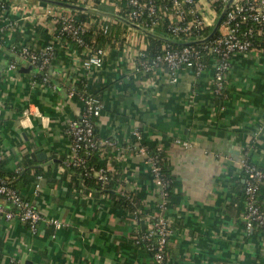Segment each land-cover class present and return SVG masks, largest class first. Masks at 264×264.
<instances>
[{"label": "crops", "instance_id": "0c3cea01", "mask_svg": "<svg viewBox=\"0 0 264 264\" xmlns=\"http://www.w3.org/2000/svg\"><path fill=\"white\" fill-rule=\"evenodd\" d=\"M6 1L0 19V156L10 171L25 158L32 160L31 171L55 170L54 182L41 175L39 195L32 194L37 178L21 194L34 199L42 216L62 225L40 221L38 233L30 234L19 220L0 217V264H154L134 241L149 228L146 214L156 211L160 200L144 158L132 148L134 129L141 133L142 145L161 152L173 179L165 211L172 227L168 263L264 264V234L244 227V177L238 162L246 152L264 168V129L258 132L264 120V57L251 53L232 59L228 96L221 101L209 66L201 76L182 69L175 83L163 65L133 72L131 61L146 48L145 34L100 16L115 24V40L101 46L103 67L91 75L86 89L104 106L95 122L96 135L114 143L105 151V163L116 177L110 191L129 193L132 207L109 193L70 190L67 195L66 184L56 181L64 171L66 126L82 115L80 102L67 95L71 80L79 77V51L66 45L55 49L45 69L57 81L53 90L32 86L29 76L42 72L18 59L14 50L23 45L42 50L55 28L47 9L68 8L43 0ZM9 57L18 64L13 73L6 69ZM176 138L190 146L182 147ZM40 152L56 160L39 166L31 153ZM259 201L264 209V186ZM133 206L141 210L139 218H133Z\"/></svg>", "mask_w": 264, "mask_h": 264}, {"label": "built area", "instance_id": "2783aa9c", "mask_svg": "<svg viewBox=\"0 0 264 264\" xmlns=\"http://www.w3.org/2000/svg\"><path fill=\"white\" fill-rule=\"evenodd\" d=\"M87 1L77 0L76 4L87 5ZM159 2L163 3L162 7ZM204 3L212 15L208 13V9L206 10ZM128 4L131 16L138 20L132 22L156 30L158 25L166 21L168 36L200 41L182 45L176 49L165 48L150 59L145 58L144 53L139 51L131 61V69L135 73L152 71L163 65L168 71L169 81L175 83L182 69H188L193 75L201 76L209 66L212 69L214 94L223 101L228 96L225 84L231 72L232 59L237 55L251 53L257 57H264V0H128ZM5 8L4 1L0 0V19ZM223 9L225 11L215 34L206 39ZM74 11L47 9L46 14L55 25L54 34L49 43L40 51L27 45L13 50L16 51L18 59L36 64L38 69L45 73L57 47L75 45L80 48L78 53L81 59L79 76H82L85 82L81 89H77L75 83L79 77L73 78L67 95L75 97L80 102L82 115L80 118L71 119L66 126L68 146L63 164L67 167H84L85 173L93 176L100 189L103 190L112 179L110 175L112 171L107 165L87 166L86 156L94 151H101V158L105 159L106 149L113 147L114 143L108 138L96 135L95 122L104 106L100 98L86 88L91 75L102 69L105 52L103 48L94 45V39L91 43L84 39V35L94 22L93 18L77 21ZM102 30L104 33L109 31V25H104ZM6 69L8 73H13L17 69V63L10 61ZM45 83H47V74L43 77L42 85ZM34 84L36 82L32 80V86ZM49 87L56 89V85ZM263 129L264 120L260 122L258 132ZM131 134L135 140L132 148L144 158L160 199L157 210L146 214L149 228L139 232L134 241L135 244L143 243L154 264H169L166 251L172 227L165 216V211L168 207L170 185L173 179L163 172V159L159 156L160 151L142 145V135L138 129H134ZM175 142L185 148L190 146V142L180 138H176ZM238 162L244 177V227L246 231L252 230L254 226L259 227L264 234V209L259 201V192L264 186V168L253 164L246 152H243ZM36 178L32 193L35 197L39 195V181L42 176L37 175ZM117 192L127 200L131 199L130 194L123 189H117ZM140 212V209L133 206L131 212L133 218H139ZM0 217L6 221L19 220L26 225L30 234L38 233L40 221H45L54 228L62 225L57 219L42 216L34 199L22 195L1 175Z\"/></svg>", "mask_w": 264, "mask_h": 264}, {"label": "trees", "instance_id": "16d2710c", "mask_svg": "<svg viewBox=\"0 0 264 264\" xmlns=\"http://www.w3.org/2000/svg\"><path fill=\"white\" fill-rule=\"evenodd\" d=\"M5 6L7 5V1L3 0ZM69 2H76V0H68ZM160 3V2H159ZM87 4H90L97 8H102L105 10H109L111 12L117 13L131 21H138L137 19L133 18L130 14V6L128 4V0H88ZM160 6H163V3H160ZM75 17L77 21H85L88 20L90 17L93 18L94 23L89 28V31L84 35V39L91 43V40H95V46L101 47L104 43H112L115 40L114 36L112 35L113 27L111 21L106 20L105 18H101L98 15H89L88 13H84L81 11H74ZM104 25H109V31L103 32L102 27ZM125 26V25H124ZM156 30L160 33L166 34V21L161 23L156 27ZM146 41V48L142 50L144 53V57L147 59L152 58L155 54L163 51L165 48L176 49L180 48V45L168 44L161 41L158 38L145 35L144 36ZM73 47L80 52V48L73 45ZM9 61H12V57H9ZM51 62V61H50ZM18 65V64H17ZM46 76L45 73H34L32 76H29V80H34L37 84H42L43 77ZM79 80L75 83L77 89H81L85 82V79L81 76L78 78ZM56 80L51 78L47 75V83L45 85H56ZM70 87V86H69ZM157 150V148H155ZM159 151V150H158ZM159 156L163 159L162 154L160 152ZM63 160V159H62ZM31 164L32 160L30 158H25L23 162L20 163L19 168L15 170H9L7 168V160L0 156V175L9 182V184L16 189L18 192L21 193L22 188L26 185H33L35 182V178L37 175H42L45 178L52 180L54 182L56 180L55 170H52L51 167H48L46 170L43 168H35L31 171ZM86 165L87 166H94L100 167L105 166V159L101 158V151L97 152L94 151L90 155L86 156ZM163 172L166 176L172 178L168 173L164 161H163ZM111 181L108 182L105 189L101 190L99 184L93 178V176L85 173L84 167H76V166H65L64 171L60 175V178L56 181L58 184L60 182H64L66 184V194L68 195L70 190L75 191H83L84 193H88L91 191L94 194L98 193H109L112 195L115 201H119V203L125 204L128 208L132 207L130 200H127L125 197L121 196L118 192L113 193L110 191V185L112 181L116 178L112 173ZM68 178V181L66 179ZM171 186V185H170ZM118 197V198H117ZM261 205V204H260ZM263 208V207H262ZM260 230L259 227H253V229ZM252 229V230H253ZM143 247L145 250L143 243L138 244Z\"/></svg>", "mask_w": 264, "mask_h": 264}, {"label": "water", "instance_id": "95a60500", "mask_svg": "<svg viewBox=\"0 0 264 264\" xmlns=\"http://www.w3.org/2000/svg\"><path fill=\"white\" fill-rule=\"evenodd\" d=\"M45 2H48L50 4H53V5H58V6H61V7H65V8H68V9H71V10H75V11H81V12H84V13H91V14H94V15H98V16H101V17H106L107 19H111V20H115V21H119L121 23H123L125 26L131 28V29H134L140 33H143L145 35H148V36H152V37H155V38H158L160 39L161 41L165 42V43H168V44H174V45H187V44H190V43H198L200 41H190V40H183V39H178V38H173V37H170L168 36L167 34H163V33H160L158 31H155V30H151V29H148L146 27H143L137 23H134L130 20H128L127 18L117 14V13H114V12H110V11H104V10H99V9H93L87 5H80V4H76V3H71V2H67V1H62V0H43ZM224 11L225 9L222 10V12L220 13V16H219V19L217 20V23L216 25L213 27V29L211 30V32L209 33V35L207 36L206 39L212 37L219 24H220V21H221V18L223 17V14H224ZM39 64V62H38ZM32 66H29L26 70L28 71L29 69H31ZM264 116V114H263ZM31 157L34 159V160H37L39 162H41L39 164V166H43L45 164H49L50 162L52 161H55L56 159H52L51 157L47 156L44 152H40V153H31Z\"/></svg>", "mask_w": 264, "mask_h": 264}]
</instances>
